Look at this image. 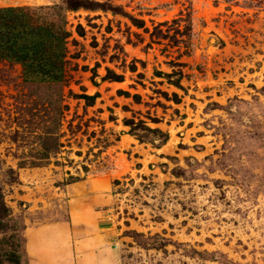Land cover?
Instances as JSON below:
<instances>
[{
	"label": "rangeland",
	"instance_id": "obj_1",
	"mask_svg": "<svg viewBox=\"0 0 264 264\" xmlns=\"http://www.w3.org/2000/svg\"><path fill=\"white\" fill-rule=\"evenodd\" d=\"M13 1L68 36L59 82L0 60V264L78 203L118 264H264V0Z\"/></svg>",
	"mask_w": 264,
	"mask_h": 264
},
{
	"label": "crops",
	"instance_id": "obj_2",
	"mask_svg": "<svg viewBox=\"0 0 264 264\" xmlns=\"http://www.w3.org/2000/svg\"><path fill=\"white\" fill-rule=\"evenodd\" d=\"M26 1L0 0V7L22 6ZM14 63L21 71L19 63ZM29 82H41L38 72L27 73ZM94 197L92 200H97ZM92 204H96L93 203ZM83 203L70 209L69 220L64 223H46L26 230V251L30 264H118V251L111 240L112 226L101 211Z\"/></svg>",
	"mask_w": 264,
	"mask_h": 264
},
{
	"label": "trees",
	"instance_id": "obj_3",
	"mask_svg": "<svg viewBox=\"0 0 264 264\" xmlns=\"http://www.w3.org/2000/svg\"><path fill=\"white\" fill-rule=\"evenodd\" d=\"M65 1L72 10L80 7L90 8L86 5V0ZM91 4L93 5V2ZM132 21L139 24V19L132 18ZM67 36L68 32L63 27L55 26L53 23L33 21L32 15L25 7H0V59L19 63L23 68L22 77L25 81H28L26 74L34 72L40 74L41 82L62 80L63 50ZM103 78L122 80L121 75L109 70ZM82 97L86 102L91 103L96 95ZM149 130L161 133L159 129Z\"/></svg>",
	"mask_w": 264,
	"mask_h": 264
}]
</instances>
